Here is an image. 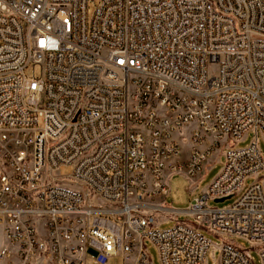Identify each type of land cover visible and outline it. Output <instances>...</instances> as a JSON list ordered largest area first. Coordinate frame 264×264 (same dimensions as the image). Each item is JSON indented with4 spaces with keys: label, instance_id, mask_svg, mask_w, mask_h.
Returning a JSON list of instances; mask_svg holds the SVG:
<instances>
[{
    "label": "built area",
    "instance_id": "built-area-1",
    "mask_svg": "<svg viewBox=\"0 0 264 264\" xmlns=\"http://www.w3.org/2000/svg\"><path fill=\"white\" fill-rule=\"evenodd\" d=\"M260 135L264 0H0V264H153L149 243L208 264L203 229L218 264H255L232 238L264 264ZM221 149L205 193L167 207Z\"/></svg>",
    "mask_w": 264,
    "mask_h": 264
},
{
    "label": "rangeland",
    "instance_id": "rangeland-1",
    "mask_svg": "<svg viewBox=\"0 0 264 264\" xmlns=\"http://www.w3.org/2000/svg\"><path fill=\"white\" fill-rule=\"evenodd\" d=\"M255 139L256 134L255 132L251 131L244 135L243 139L236 144L235 148H246ZM258 142L260 150L264 157V138L262 137V135L258 137ZM187 147L188 145H185V151ZM225 151L226 149L213 151L212 154L209 156L207 162L204 163L200 175L196 178H186L181 174L173 175L168 182L169 195L166 198L167 207H171L177 210L189 209L195 203L196 199L205 193L206 189L221 173L225 164ZM61 174H69L68 169L63 168L61 170ZM258 178H261L264 182V173H261ZM254 182L255 178H248L246 180L243 191L246 190ZM241 194L242 193L232 197L231 199L226 200L223 203H215L213 200H211L209 204L211 207L226 208L234 204ZM177 220L185 221L187 220V218L185 216H180L177 218ZM189 220L192 221L191 219ZM175 224L176 221L174 219H169V221H166L165 217H163L159 220L158 229L163 231L170 230L175 226ZM201 234L204 235L208 240H210L212 245L215 247H212L208 253V264H218L220 259V250L216 249V247L222 246L223 239L214 234L209 233L204 229L201 231ZM232 240H234L242 248L249 250L250 255L254 259L255 264H262L258 250L251 249V245L247 241L239 238H232ZM148 252L152 258L153 264H161L158 250L152 243L148 244ZM109 264H124V259L122 256H118L110 260Z\"/></svg>",
    "mask_w": 264,
    "mask_h": 264
},
{
    "label": "water",
    "instance_id": "water-1",
    "mask_svg": "<svg viewBox=\"0 0 264 264\" xmlns=\"http://www.w3.org/2000/svg\"><path fill=\"white\" fill-rule=\"evenodd\" d=\"M232 197H226V198H221V199H216L214 202L215 203H223L228 199H231Z\"/></svg>",
    "mask_w": 264,
    "mask_h": 264
}]
</instances>
